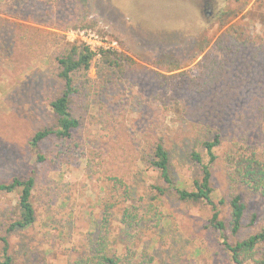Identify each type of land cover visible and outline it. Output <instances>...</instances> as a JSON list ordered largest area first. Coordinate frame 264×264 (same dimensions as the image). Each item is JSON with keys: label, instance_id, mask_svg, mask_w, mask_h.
<instances>
[{"label": "trees", "instance_id": "16d2710c", "mask_svg": "<svg viewBox=\"0 0 264 264\" xmlns=\"http://www.w3.org/2000/svg\"><path fill=\"white\" fill-rule=\"evenodd\" d=\"M32 1L35 6L43 3L49 7L48 13L57 11L58 18L67 12L63 9L72 1L76 5L67 9L69 25L65 27L87 26L80 11L86 5L85 0ZM15 3L16 0H0V12L6 6L14 8ZM61 23L62 20L55 19V25ZM225 24L222 20V31L212 49L198 61L197 74L191 76L189 70H182L163 75L164 83L168 76L176 78L171 85L177 92L174 95L164 91L158 97L152 93L151 101L143 94L142 82L149 77L160 81V74L152 76L150 69L125 51L101 49L98 54L83 43L58 40L55 37L58 33L53 31L17 23L14 31L18 32V41L25 40L30 51L38 48L37 55H46L48 44L53 47L51 54L58 64L57 77L62 87L49 101L55 123L38 129L28 141L35 155V166L25 178L14 177L10 182L0 179L1 193L18 195L15 217H10L0 229V264H17L9 252L7 235L35 223V192L44 190L49 195L52 189V179L46 184L41 180L54 171L57 176L64 173L54 167L59 155L66 161L75 154L86 158L89 170L98 178L102 195L96 202L98 218L93 220L92 230L82 234L83 240L72 264H152V240L144 244V231L150 228L147 222L158 224L164 219L160 206L163 196L169 192L176 193L182 202L210 206V224L221 235L235 264H264V228L235 241L226 233L229 230L235 237L243 228L246 205L242 196L235 192L227 195V223L220 218V209L212 198L213 170L217 164L228 180L264 197V90L250 99L239 98L246 84L231 78L235 72L234 57L244 54L243 50L250 44L264 50V40L255 39L247 27ZM98 56L95 79L75 78L76 72H86ZM183 89H190L191 95L199 92L207 95L208 107L196 115L200 127L192 123L195 132L189 135L172 129L161 117L163 111L180 115L181 127L184 131L189 129L186 127L189 117L183 118L182 112L191 109L189 116L193 119L196 111L192 109L191 99L181 96L182 91L187 92ZM73 103L96 116L95 122L102 130L100 137L79 139L84 117L74 113ZM138 105L140 119L134 125L130 115L132 108ZM229 107L230 110L225 111ZM126 122L129 123L126 125ZM174 134L180 135L178 140L173 138ZM50 142L60 151L54 154L49 149L44 150V145ZM180 145L181 150L187 148L190 160L199 168L190 188L178 181L173 172L172 159L177 151L179 154ZM225 203L224 199L218 201V204ZM254 221L253 215L250 224ZM113 222H117V234Z\"/></svg>", "mask_w": 264, "mask_h": 264}, {"label": "rangeland", "instance_id": "374dc122", "mask_svg": "<svg viewBox=\"0 0 264 264\" xmlns=\"http://www.w3.org/2000/svg\"><path fill=\"white\" fill-rule=\"evenodd\" d=\"M85 1V7L82 6L80 10L87 24L85 27H65L69 25L70 12L67 9L76 5L72 1L66 4L69 7L63 11L67 12L64 16L61 14L60 18L57 11L48 13L49 7L43 3L35 6L32 0H16L14 8L6 6L0 12V179L3 182H10L14 177L25 178L35 166V155L28 141L38 129L55 123L49 101L60 93L62 87L57 77L58 64L51 54L53 47L48 44L46 55H37L38 48L30 51L25 40L21 39V43L18 41V32L14 31L17 23L53 31L58 33L55 35L58 40L77 44L81 42L73 32L91 29L103 38L104 43H115V49L125 51L150 69L152 76L160 74V81L149 77L142 82L143 94L151 101L152 93L158 97L164 91L174 95L177 92L171 85L176 78L168 76L164 83L163 75L182 70H189L191 76L197 74L198 61L212 49L222 31V20L227 25L235 23L247 27L255 39L264 40V0ZM205 4L213 8V17L208 18L202 13ZM55 19L62 20L63 26L55 25ZM254 46L258 45L250 44L243 50L244 54H237L233 59L235 72L231 78L237 83L246 84L239 98L250 99L264 90V50L255 49ZM98 63L99 56L92 60L86 72H76L75 78L95 79ZM183 90L187 92L182 91L181 96L191 99L192 109L196 111L195 120L190 119L191 109L187 113L185 110L182 112L183 118L189 117L186 123L189 129L184 131L181 127L180 115L177 117L163 111L161 117L172 129L189 135L195 132L192 123L196 128L200 127L196 115L208 107L207 95L200 92L191 95L190 89ZM71 107L74 113L84 117L79 139L102 135L94 114L77 108L74 103ZM229 110L230 107L225 111ZM131 112L130 118L135 125L140 119L139 105L133 107ZM178 136L174 134L173 138L178 140ZM180 147L182 145L178 146L179 154L177 151L172 159L173 172L178 181L190 188L192 177L199 173V168L190 160L187 148L181 150ZM43 149H49L54 154L60 151L53 142L45 144ZM56 163L54 167L62 169L64 173L57 176V171H54L41 180L46 184L52 179V189L49 195L44 190L35 192V223L7 235L9 252L17 264H72L80 249L82 234L89 233L93 220L98 218L96 202L102 192L98 178L87 166L86 158L75 154L65 161L59 155ZM212 185V198L220 209V218L226 223L229 219L227 195L230 192L239 193L246 205L240 233L232 237L229 230L226 232L231 241L264 228V197L228 180L218 164L213 170ZM220 199L226 203L218 204ZM17 201L16 193L0 192V229L4 228L10 217H15L13 212ZM160 210L164 219L158 224L147 222L150 228L144 231L143 236L144 244L152 240V264H235L223 245L221 235L210 224V206L182 202L176 193L169 192L163 196ZM253 215L255 221L251 225ZM112 225L117 234V222Z\"/></svg>", "mask_w": 264, "mask_h": 264}, {"label": "built area", "instance_id": "2783aa9c", "mask_svg": "<svg viewBox=\"0 0 264 264\" xmlns=\"http://www.w3.org/2000/svg\"><path fill=\"white\" fill-rule=\"evenodd\" d=\"M75 37H78L80 42L88 46L92 51L96 53H100L101 49H113L115 48V43H112V45H107L103 42V38L99 37L94 31L91 29H84V30H78L76 32H73Z\"/></svg>", "mask_w": 264, "mask_h": 264}, {"label": "flooded vegetation", "instance_id": "af4514ba", "mask_svg": "<svg viewBox=\"0 0 264 264\" xmlns=\"http://www.w3.org/2000/svg\"><path fill=\"white\" fill-rule=\"evenodd\" d=\"M202 13L206 14L208 18L213 17V15H214L213 8L210 5H208V4H205L203 6Z\"/></svg>", "mask_w": 264, "mask_h": 264}]
</instances>
